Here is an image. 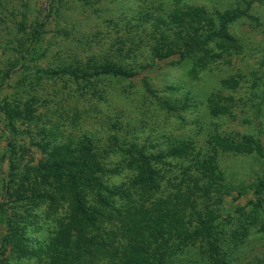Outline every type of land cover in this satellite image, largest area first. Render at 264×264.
<instances>
[{
	"label": "trees",
	"instance_id": "trees-1",
	"mask_svg": "<svg viewBox=\"0 0 264 264\" xmlns=\"http://www.w3.org/2000/svg\"><path fill=\"white\" fill-rule=\"evenodd\" d=\"M175 1L183 4L187 0ZM243 1L245 7L237 3L223 11L210 12L203 5L175 10L170 15L172 27H177L175 39L165 44L168 38L162 35L154 50L156 59L177 56L178 62L192 64L194 76L214 71L209 76L213 78L224 64L231 65L232 58L244 48L231 28L241 20L256 21V5H264V0ZM156 25L158 29L168 23ZM44 26L39 24L25 44L19 41L14 45L15 40L10 41L14 49L11 65L42 58L38 47L44 43L43 32L39 29ZM115 57L104 63L88 61L52 70L36 68L35 79L57 76L90 84L137 75L134 68L119 64ZM261 80H252L248 96L252 99L249 103L244 101L250 110L261 107L255 102ZM242 81L244 76L220 77V88L200 99L199 105L207 103L209 115L214 118L234 117L236 104L239 106L242 100L224 93L237 92ZM143 82L148 93L154 95L148 80L144 78ZM35 91L32 85L27 89L28 96L24 91L11 103L6 101L3 108L0 101L8 142L0 160V174L4 175L5 165L9 168L3 178L5 192L0 211L5 213L9 204L13 206L6 222L8 234L0 240L1 250L10 251V256L1 264L237 263L232 252L245 244L250 234L247 229L238 238L226 237L224 206L229 188L221 161L226 153L258 154L264 164L261 140L249 134H222L213 129L208 134V152H202L193 140L168 141L158 144L157 150L153 147L152 152L141 144L117 146V133L110 141L116 144L103 146L86 136L64 141L56 123L50 136L46 134L38 144L44 157L38 162H25L18 154L13 133L18 122L28 127L40 122ZM186 108L162 102V109L168 113ZM253 191L252 208L260 223L255 236L264 242V176L253 184ZM44 225H50V235L44 240L35 237L34 241L30 232L37 233ZM246 264H264V254Z\"/></svg>",
	"mask_w": 264,
	"mask_h": 264
},
{
	"label": "rangeland",
	"instance_id": "rangeland-1",
	"mask_svg": "<svg viewBox=\"0 0 264 264\" xmlns=\"http://www.w3.org/2000/svg\"><path fill=\"white\" fill-rule=\"evenodd\" d=\"M0 2L1 108L6 101L11 103L13 98L20 97L24 91L28 96L27 89L32 85L35 86L38 98L35 107L38 108L40 122L30 127L18 122L16 133H13L18 154L25 162H38L44 157L38 144L43 142L46 134L50 136V132L54 130L52 126L56 123L61 128L64 141H77L86 136L98 146H103L114 143L110 141L117 133V146L141 144L148 146L152 152L155 151L153 147L157 150L158 144L164 145L168 141L177 140H193L202 148V152H208V134L213 129L222 134H249L261 140L264 146V5H256L253 13L256 21L241 20L231 28V32L244 44L242 52L232 58L231 65L224 64L213 78L209 76L214 71L204 72L200 78L192 74V64L178 62L177 56L160 61L154 55L162 35L168 38L164 40L165 44L175 39L177 27H172L170 15L187 6L203 5L210 12L234 8L237 3L245 7V1L187 0L183 4H178L175 0ZM160 22H167L168 25L157 29L156 24L160 25ZM39 24L45 25L39 29L43 32L44 43L38 47L39 53L43 54L42 58L18 63L23 66L11 65L14 49L11 48L10 41L15 40L14 45L19 41L27 43L32 37L30 34ZM163 31L168 32L163 34ZM130 47L134 50L130 51ZM112 56H116L115 60L119 64L134 68L133 73L137 75L127 80H98L90 84L57 76L35 79L36 68L52 70L76 63L87 64L88 61L93 64L104 63L112 60ZM230 75L244 76L237 92L227 90L224 93L242 100V107L240 103L237 106V102L234 117L228 115L214 118L209 115L207 103L199 105L200 99L220 88L217 85L220 77ZM255 77L262 79L255 98L256 104L261 107L259 110H250L248 105L243 104L252 99L248 96ZM144 78L151 84L154 95L146 90ZM163 101L182 108L188 107L179 112L168 113L162 109ZM6 123L2 111L0 160L8 143L4 132ZM52 138L50 140H54ZM221 164L229 188L224 206L226 237L238 238L248 229L250 237L232 254L237 256L236 264L254 262L258 254H264V242L255 236L260 223L256 221L252 208V203L255 202L253 184L264 176L263 159L258 154L226 153L223 154ZM4 170V175L0 174V207L4 202L3 178L9 172L8 165H5ZM12 207L9 204L5 213L0 211V240L8 234L6 222L13 212ZM49 226L44 225L40 231H31L29 235L34 241L35 237L44 240L51 233ZM9 256L10 251L4 253L0 246V264Z\"/></svg>",
	"mask_w": 264,
	"mask_h": 264
}]
</instances>
